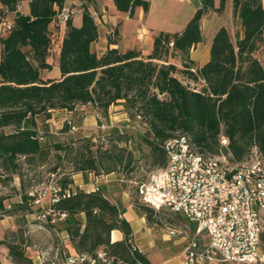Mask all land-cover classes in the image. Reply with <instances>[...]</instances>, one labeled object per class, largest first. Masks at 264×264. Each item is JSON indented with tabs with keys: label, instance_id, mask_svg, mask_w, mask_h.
I'll return each mask as SVG.
<instances>
[{
	"label": "trees",
	"instance_id": "trees-1",
	"mask_svg": "<svg viewBox=\"0 0 264 264\" xmlns=\"http://www.w3.org/2000/svg\"><path fill=\"white\" fill-rule=\"evenodd\" d=\"M65 1L0 0V21L12 15L11 29L0 36V172L20 178L22 164L43 166L51 156L56 159L51 174L59 175L54 185L59 189L58 200L50 201L48 208L34 205L36 196L21 192L20 200L10 210L2 208L1 215L39 216L52 210L44 226L53 233L67 234L78 255L85 257L81 264H103L97 256L100 252L112 264H151L133 245L131 226L118 203L99 190L72 187L74 173L100 176L114 172L117 166L133 171L131 152L117 145L126 144L128 136L114 129L117 139L112 147L117 153L112 148L93 151L88 139L77 147L48 141L38 130V119L49 120L52 112L73 111L77 105L90 106L106 119L109 108L120 104L131 120L137 118L144 125L143 141L156 169L165 167L162 146L175 134L185 135L193 149L207 158L219 156L223 149L242 160L254 148L264 158V7L261 0H232L234 39L226 29L218 30L209 61L198 67L189 54L202 42L201 20L211 11L220 13L225 0H220L218 8L214 0H200V8L185 28L157 33L146 56L137 49L110 48L118 44L117 29L111 32L107 49L100 55L94 52L99 27L89 9L94 8L95 0H80L81 25L74 26L71 17L65 23L58 49L59 78H44L42 72L53 68L48 62L50 27ZM22 2H28L27 14L18 10ZM112 2L129 17L137 8L147 12L150 5L147 0ZM179 75L201 88L184 84ZM222 138L227 140L225 148L220 145ZM65 163L69 173L61 170ZM136 189L134 208L148 224L156 225L161 211L142 203ZM62 214L64 218H60ZM113 230L123 234L121 241L111 242ZM1 244L7 247L13 264H31L21 243L5 237Z\"/></svg>",
	"mask_w": 264,
	"mask_h": 264
},
{
	"label": "built area",
	"instance_id": "built-area-1",
	"mask_svg": "<svg viewBox=\"0 0 264 264\" xmlns=\"http://www.w3.org/2000/svg\"><path fill=\"white\" fill-rule=\"evenodd\" d=\"M58 17L65 25L70 10L63 6ZM11 27L12 19H2L0 36ZM221 143L226 146L227 140L222 138ZM162 147L165 167L139 182L136 192L141 202L155 211L178 213L194 223L195 234L183 250L185 264H203L216 257L229 264H264L260 250L264 230V158L258 150L252 149L242 160H235L230 153L227 157L207 158L198 154L182 134H175ZM50 190V200L56 202L59 189L53 186ZM30 195L36 196L34 205L41 203L42 195L38 191ZM50 213L52 210L37 219L43 220ZM168 234L174 236L176 230L169 228ZM204 238L206 246L200 244ZM97 256L103 264H112L104 253ZM58 260L76 264L85 257H71L64 251L53 256L47 252L41 254L43 264H56Z\"/></svg>",
	"mask_w": 264,
	"mask_h": 264
},
{
	"label": "crops",
	"instance_id": "crops-1",
	"mask_svg": "<svg viewBox=\"0 0 264 264\" xmlns=\"http://www.w3.org/2000/svg\"><path fill=\"white\" fill-rule=\"evenodd\" d=\"M105 1V2H104ZM149 1V10L144 12L141 8H137L133 17H129L127 13L118 17L119 13L112 0H95L94 8L89 11L99 27L98 40L92 45V49L98 55L102 54L108 47V38L114 29L118 30L119 41L118 44H111L110 48H119L122 51L128 49H137L146 56L150 54L153 45V38L159 32L175 33L182 31L188 21L192 18L195 11L200 8V0H147ZM109 3L112 5L108 6ZM68 0L65 1L66 7ZM220 0H214L215 8H218ZM262 7H264V0H261ZM21 11L25 14L29 12L28 2H22ZM97 11L98 14H97ZM77 13L81 15L80 10ZM75 15V14H74ZM74 15L71 17L74 26ZM81 23V22H80ZM81 25V24H80ZM79 27V26H76ZM202 32V42L193 46L190 50L189 58L195 66L202 67L210 59V46L213 37L221 28L228 31L230 37H235V26L232 16V0H225L223 10L218 13L211 11L207 13L200 23ZM240 31V30H239ZM242 36V31L239 32ZM62 40V39H61ZM61 42V41H60ZM174 63L180 64L179 60H173ZM262 64H264V55H262ZM86 109L87 106H81ZM75 110V109H74ZM73 110V111H74ZM73 111L56 110L57 112H66L72 114ZM114 112L113 115L111 113ZM93 113H95L93 111ZM126 113L123 111V106L120 104L112 105L109 108V119L114 121L126 120ZM53 116V114H52ZM85 121H90V126L94 125V116L88 115L84 117ZM112 123V121H110ZM73 188H79L86 192L101 191L112 202L118 203L124 210V218L128 221L132 229V243L143 253L151 264H185L183 257V250L190 238L195 234V225L192 221L178 214L186 222L187 231L171 236L168 234L169 227L165 230L155 228V225L147 223L145 217L137 212L132 202V189L128 186L119 184L121 180L117 179L114 172L94 176L87 173L83 176L82 173L72 174ZM97 189V190H96ZM50 201L41 204L42 208H48ZM18 202V201H17ZM1 229L3 230V240L8 230L16 229V215H0ZM83 219V215H81ZM43 222V221H41ZM39 229L44 230L33 235V246H27L25 256L31 261V264H43L41 261V254L44 252L51 253L53 256L58 251H64L68 256L79 257L76 250L70 243L65 232L53 233L44 225H40ZM175 229V228H174ZM176 230V229H175ZM264 238V230L261 233V239ZM123 234L118 230H113L110 233L111 242L121 241ZM46 244L48 249L44 248ZM42 247V248H41ZM3 254L6 262L1 261L0 264H13L8 255V249L3 245ZM260 250L264 256V250ZM78 262L76 264H81ZM56 264H63L58 260ZM203 264H229L224 263L215 258Z\"/></svg>",
	"mask_w": 264,
	"mask_h": 264
},
{
	"label": "rangeland",
	"instance_id": "rangeland-1",
	"mask_svg": "<svg viewBox=\"0 0 264 264\" xmlns=\"http://www.w3.org/2000/svg\"><path fill=\"white\" fill-rule=\"evenodd\" d=\"M105 2V1H104ZM112 5L109 3L108 6ZM66 7L70 10V17L74 14V24L80 26L81 15L77 13V10L81 12V1L80 0H68ZM99 11H97L98 14ZM118 17L123 16L124 13H117ZM8 18L12 19V15L8 14ZM65 25L62 24L59 17L50 27V38H51V50L48 58V62L53 66L52 70L49 72H42L44 78H59V72L57 69L58 63V49L60 46V41L64 34ZM179 79L184 84H189L191 88L200 89L201 84L192 83L186 80L183 76L179 75ZM82 105H77L72 114H67L66 112H52L53 116L49 120L44 121L43 118L38 119V130L42 135L46 137L48 141L59 142V143H71L74 147L81 145L84 140H90L93 146V151L97 148L107 149L112 148L114 153H117V149L113 148V141L117 139V134L113 132L117 129L121 133L128 136L129 140L126 144L118 143V147H125L126 151L131 152L133 157V171L129 172L122 166H117L114 173L116 174L119 184L132 189V202L135 195V188L139 182H144L148 179L149 175L155 171V167L151 165V160L149 158L150 151L147 144L143 141V135L145 133V127L139 119L131 120L128 113H126V120L114 121L108 118H103L100 114L93 113L90 106L86 109L81 108ZM93 115L94 125L90 126V121H85L84 117L88 115ZM114 112L111 113L113 115ZM112 121V123L110 122ZM66 125V126H65ZM66 127H68L66 129ZM8 131V129H6ZM221 147L225 148L227 146L220 142ZM229 152H224L222 149L219 156L217 157H227ZM53 155V154H52ZM50 160L43 166H38L35 163L22 164L20 169L21 177L11 176L4 172H0V205L2 208L11 209V205L20 200L19 193H35L38 191L41 197V205L45 204L51 198L50 187H53L56 181L59 179L57 173L51 174V169L56 163V159L50 156ZM23 163V160H21ZM69 165L63 164L61 170L65 173H69ZM44 213V212H42ZM41 213V214H42ZM40 214V213H39ZM1 215V211H0ZM1 217V216H0ZM37 214H23L18 212L16 215V229L8 230L5 234L7 241L21 243L22 249L26 252L27 246H33V235L37 232L44 231L39 229L40 225H44V219L38 220ZM43 221V222H41ZM157 224L155 228L165 230L169 227L175 228L178 233H183L187 231L188 228L185 226L186 222L180 216L172 214L170 211H161L158 215ZM0 223V259L6 262L5 256L3 254V230L1 229ZM46 232V231H44ZM177 234V233H176ZM42 249H48L46 244ZM200 244L206 246L207 239L204 238L200 241ZM261 249L264 250V238L261 240ZM217 258V257H216Z\"/></svg>",
	"mask_w": 264,
	"mask_h": 264
}]
</instances>
